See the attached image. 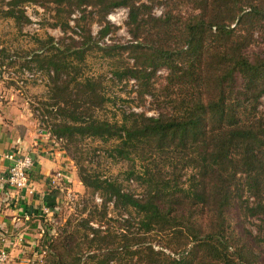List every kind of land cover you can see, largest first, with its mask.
I'll list each match as a JSON object with an SVG mask.
<instances>
[{
	"label": "trees",
	"instance_id": "trees-1",
	"mask_svg": "<svg viewBox=\"0 0 264 264\" xmlns=\"http://www.w3.org/2000/svg\"><path fill=\"white\" fill-rule=\"evenodd\" d=\"M21 2L9 0L3 14L18 19ZM53 2L61 10L65 6L66 15L72 5H91L100 24L113 8L126 7L134 42L99 49L106 57L114 49L134 55L133 67H124L119 75L141 79L143 85L149 74L136 60L152 69L165 68L164 95L172 107L154 116L120 113L119 121L93 117L107 99L91 77L76 80L79 69L73 63L81 62L89 49L88 30L80 42L69 37L60 55L47 57L54 77L45 110L54 109L60 117L52 118L50 134L66 141L90 137L109 143L107 154L125 167L120 177H100L77 165L86 196L55 235L42 230V249L34 248L45 253L43 264H256L250 248L228 230L226 211L234 205L244 218L264 215L259 188L264 120L256 112L264 94V58L250 59L243 51L249 44L243 32L250 34L264 21V0H199L200 13L183 22H172L170 12L151 16L150 6L139 0ZM60 26L63 33L74 32L67 20ZM109 29L104 20L98 35ZM141 31L150 41L137 40ZM172 39L177 41L173 46ZM202 70L206 72L200 77ZM207 82L212 88L208 96L183 92L186 86ZM237 175L245 186L241 189ZM55 193L51 189L44 199L52 212ZM94 194L99 204L93 203ZM246 198L253 199L252 205ZM156 239L160 247L155 248ZM253 239L264 242V218Z\"/></svg>",
	"mask_w": 264,
	"mask_h": 264
},
{
	"label": "rangeland",
	"instance_id": "rangeland-1",
	"mask_svg": "<svg viewBox=\"0 0 264 264\" xmlns=\"http://www.w3.org/2000/svg\"><path fill=\"white\" fill-rule=\"evenodd\" d=\"M8 1L0 0V106L7 105L11 109V106L14 107L13 103H17L20 105L19 108L29 113L27 116L31 118L35 129L43 134L42 139L52 140V143L58 144L68 155L72 164L71 168L78 181L77 185H70L71 189L59 188L60 179H55L54 183L49 181L50 189L56 190L54 211L40 210L41 216H33L27 221L26 229L31 233L29 237H32V241L25 245V252L16 254L15 262H18L17 264H43L45 253L37 251L42 249L38 244L42 230L45 234L55 235L65 219L72 218L74 210L82 206L81 199L86 196L84 187L77 177V165H82L87 173L100 177L113 175L120 177L125 167L124 162L107 154L109 143H103L90 137H75L71 141H66L50 134L48 129L53 121L52 118L60 119V117L54 109H51V112L45 110V104L50 102L49 96L52 93L50 77H54V73L45 63L47 57L51 54L60 55L64 48L63 44L69 41V37L80 42V36L88 30L89 49L85 52V57L81 62L74 60L73 63L79 69L76 80L91 77L97 82L98 90L107 99L102 107L92 112L93 117L119 121L120 113L129 111L154 116L160 111L168 110L172 105L166 103L168 99L166 100L164 95L167 77L165 68L152 69L136 60L137 66L145 67V71L149 74L146 84L143 85L141 79L119 75L124 67H133L134 55L128 56L126 52L114 49L115 53L111 54V57H106L104 54L106 52H101L99 49L106 45L122 46L133 41L126 24V7H115L105 15L104 20L110 29L103 36H99L97 31L104 25V20L101 24L99 23V14L91 5H72L66 15L67 8L64 6L61 10V7L53 2L54 0H22L21 5L18 6L22 14L18 19H13L3 14V9H6L5 3ZM139 2L150 6V15L154 17H161L163 13L170 12L172 22H183L190 16L200 13V9L196 6L199 0H139ZM63 20L68 21L69 27L74 32H62L60 25ZM76 21L79 26L73 27ZM243 33L249 41L243 49L244 53L250 59L264 58V21L251 29L250 34ZM148 39L150 37L141 31L137 40L145 43L150 41ZM172 40L171 46L177 42L175 39ZM205 72L202 70L200 77H203ZM65 77L60 76L59 78L63 80ZM71 85L72 83L69 86ZM139 91L142 93L141 97L138 94ZM211 91L209 82L207 84L195 83L183 89V92L192 95L201 92L208 96ZM17 104H15L16 107H18ZM256 112L264 120V94L259 98ZM240 177L237 175L235 178L239 189L244 186ZM259 188L264 197V177L261 179ZM241 192V200L244 201L247 194L243 189ZM94 195L93 203L99 204L100 202L94 200ZM246 201L252 205L253 199L246 198ZM233 203L236 204L235 201ZM226 213L229 222L228 230L235 235L237 242L238 240L244 241L250 248L256 256V264H264V242H257L253 239L259 221L264 218V215L258 214L244 218L239 207L234 205L229 207ZM157 240L153 241L155 248L160 247ZM34 247H37V250Z\"/></svg>",
	"mask_w": 264,
	"mask_h": 264
},
{
	"label": "crops",
	"instance_id": "crops-1",
	"mask_svg": "<svg viewBox=\"0 0 264 264\" xmlns=\"http://www.w3.org/2000/svg\"><path fill=\"white\" fill-rule=\"evenodd\" d=\"M13 104L11 109L7 105L0 106V248L8 254L6 264H17L14 257L25 252V245L32 241L31 233L26 229L27 221L40 215V210L45 207L44 199L51 190L49 178L52 174L60 171L59 188L71 189L72 184L78 183L64 150L52 140L42 139L43 134L35 129L27 116L29 113L17 103ZM8 153L31 156L30 192L18 191L4 181L9 165Z\"/></svg>",
	"mask_w": 264,
	"mask_h": 264
},
{
	"label": "built area",
	"instance_id": "built-area-1",
	"mask_svg": "<svg viewBox=\"0 0 264 264\" xmlns=\"http://www.w3.org/2000/svg\"><path fill=\"white\" fill-rule=\"evenodd\" d=\"M6 158L9 161V165L6 170V174L4 177V181L12 188L18 191L28 190L30 192V183L28 178V171L32 167V158L30 155L24 154H16V153H8ZM55 179H61L60 171H56L52 174L49 181L54 183ZM56 184V183H55ZM94 200L100 202V198L95 194ZM96 201V202H97ZM46 207L42 210L46 211ZM8 260L7 252L0 248V264H6Z\"/></svg>",
	"mask_w": 264,
	"mask_h": 264
}]
</instances>
